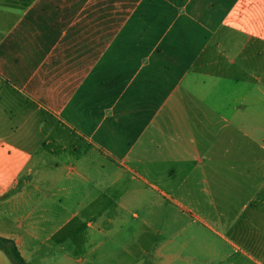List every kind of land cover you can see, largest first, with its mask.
Returning a JSON list of instances; mask_svg holds the SVG:
<instances>
[{
  "label": "crops",
  "instance_id": "0c3cea01",
  "mask_svg": "<svg viewBox=\"0 0 264 264\" xmlns=\"http://www.w3.org/2000/svg\"><path fill=\"white\" fill-rule=\"evenodd\" d=\"M0 235L29 264H264V0H0Z\"/></svg>",
  "mask_w": 264,
  "mask_h": 264
},
{
  "label": "rangeland",
  "instance_id": "374dc122",
  "mask_svg": "<svg viewBox=\"0 0 264 264\" xmlns=\"http://www.w3.org/2000/svg\"><path fill=\"white\" fill-rule=\"evenodd\" d=\"M227 187H229L228 185H227ZM129 219L130 220H132L133 219V217L132 216H130L129 217ZM210 220L211 221H208L212 226L214 225V223L212 222V220H214V217H210ZM242 221H245V218L243 217V218H241V220H240V222H242ZM237 223V222H236ZM243 223V222H242ZM215 227V226H214ZM215 228H218V227H215ZM135 224L134 225H132L131 224V226H129V228H128V231L129 232H127L126 234H125V238L128 240V239H130V241H131V244H134V245H132L130 248H131V250H135L136 252H138V254L143 250L142 248H148V245H149V243H150V241H149V236L150 235H148L147 234V236H145L143 239H141V241H139V242H137V243H134V241H135V236H134V232H135ZM192 232H194L195 234H194V242H193V244L191 245V246H193V248H196L197 247V245H195V244H199V243H202V242H204V241H208V242H210V244H215V245H217L218 244V246L220 245V244H222L223 243V241L216 235V234H214L211 230H209L207 227H205V226H203V225H200V224H195L194 226H192L191 228H190V230H189V232H188V235H191L192 234ZM117 235L115 234V237H116ZM133 239V240H132ZM142 245V246H141ZM141 246V247H140ZM217 246V247H218ZM141 249H140V248ZM225 250H231V251H233V249H230V248H226ZM224 249H220L219 250V252H218V254L217 255H219L221 252H223V251H225ZM245 251H247L248 252V249L246 248L245 249ZM233 253V252H232ZM232 259L233 260H236V261H239V263H242V262H244L245 261V263L246 264H253V261L251 262L250 260H249V258L247 257V256H245V254L244 253H242V251L241 252H239V253H236V251H234V253H233V255H232Z\"/></svg>",
  "mask_w": 264,
  "mask_h": 264
},
{
  "label": "trees",
  "instance_id": "16d2710c",
  "mask_svg": "<svg viewBox=\"0 0 264 264\" xmlns=\"http://www.w3.org/2000/svg\"><path fill=\"white\" fill-rule=\"evenodd\" d=\"M0 248L7 253L12 264H29L13 239L0 235Z\"/></svg>",
  "mask_w": 264,
  "mask_h": 264
}]
</instances>
